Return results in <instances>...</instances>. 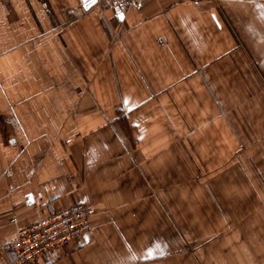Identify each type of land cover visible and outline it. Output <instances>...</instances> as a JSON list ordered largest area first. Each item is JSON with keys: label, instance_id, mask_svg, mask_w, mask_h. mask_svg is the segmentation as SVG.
<instances>
[{"label": "crops", "instance_id": "obj_1", "mask_svg": "<svg viewBox=\"0 0 264 264\" xmlns=\"http://www.w3.org/2000/svg\"><path fill=\"white\" fill-rule=\"evenodd\" d=\"M121 12L0 0V264L75 202L89 233L33 264H264V0ZM227 188L259 211L209 236Z\"/></svg>", "mask_w": 264, "mask_h": 264}, {"label": "built area", "instance_id": "obj_2", "mask_svg": "<svg viewBox=\"0 0 264 264\" xmlns=\"http://www.w3.org/2000/svg\"><path fill=\"white\" fill-rule=\"evenodd\" d=\"M121 11L144 0H102ZM96 210L82 203H74L62 209L51 208L46 214L18 230L17 236L3 249L13 261L33 264L37 257L49 259L58 246L79 242L91 229Z\"/></svg>", "mask_w": 264, "mask_h": 264}, {"label": "rangeland", "instance_id": "obj_3", "mask_svg": "<svg viewBox=\"0 0 264 264\" xmlns=\"http://www.w3.org/2000/svg\"><path fill=\"white\" fill-rule=\"evenodd\" d=\"M222 178L225 179L224 176ZM210 194L212 195L213 193ZM221 195L222 200H216L215 206H211L207 210V222L205 223V232L209 233V236L220 233L222 229H226V227H229L231 225V220L233 217H236L238 215L248 216L252 213L253 215H257V211L259 210L253 205V198H251V196L254 195V199L262 197L261 193L234 191L229 190L228 188L224 189L221 192ZM174 231L182 232L181 225L174 224ZM11 262L12 261L8 259V263ZM4 263L5 262H2L1 264Z\"/></svg>", "mask_w": 264, "mask_h": 264}, {"label": "water", "instance_id": "obj_4", "mask_svg": "<svg viewBox=\"0 0 264 264\" xmlns=\"http://www.w3.org/2000/svg\"><path fill=\"white\" fill-rule=\"evenodd\" d=\"M84 2H87L88 0H83ZM93 2H97L98 0H92ZM138 4V3H136ZM116 11L119 13V16L122 18L123 17V13L121 12V10L119 8H116Z\"/></svg>", "mask_w": 264, "mask_h": 264}]
</instances>
